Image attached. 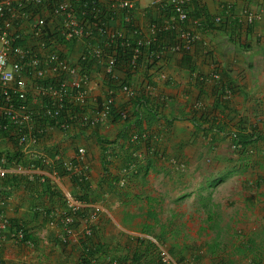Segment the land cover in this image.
I'll return each instance as SVG.
<instances>
[{
  "label": "crops",
  "instance_id": "crops-1",
  "mask_svg": "<svg viewBox=\"0 0 264 264\" xmlns=\"http://www.w3.org/2000/svg\"><path fill=\"white\" fill-rule=\"evenodd\" d=\"M219 1L207 0L206 2L214 16H218L217 13L221 10V8H218ZM151 2L152 0H145L143 4L142 1L137 9L134 10L136 24L143 29L146 28L149 21V17L146 15L154 12V8L150 5ZM245 3H249L250 7L256 9L259 14L252 32H248V28L243 27L242 32H235L239 35V37H235L231 32L232 25L229 24L228 33L227 31L222 34L220 32L224 48H222L223 46L221 47L222 44H219L217 39V34L219 33L204 32L201 33V36L205 47L200 49L195 46L191 52L193 64L196 66L198 73L211 75L214 67L212 62L206 59L205 54L213 52L222 69L229 73L233 80L234 93L232 94L231 106L235 109V112L227 114V117L224 116L225 121H228L230 117L241 118L253 113L259 120L264 119V10L261 9L264 0H244L242 4ZM121 23L122 18L119 17V19L114 21L113 26L119 28ZM182 59L183 54L169 53L168 61L155 77L152 88L143 73L135 74L129 84L134 88L136 94L147 89L154 98L169 100L170 106L168 105L166 112L170 116L176 106V116L179 118H184L188 112L193 111V104L194 106L203 107V104L196 103L197 98L201 97V101L206 106H209L216 99L211 90L204 89L203 92L197 87L196 80L193 78L194 75H190L188 70L181 68ZM97 67L102 69L100 64H96L92 71L93 81L90 96L92 99L100 98L104 100L111 93H109L105 85L106 78L103 69L100 74L97 72ZM242 72L243 74L245 73V78L240 77ZM119 77L120 79L123 78V74L120 71ZM169 77L171 80L168 82L166 79ZM113 97L119 108L126 111L132 109V105L129 104L130 99L126 98L121 89L115 91ZM244 103L248 108L243 105ZM252 103L255 106L249 108ZM168 125L167 120L157 123L154 126V130H152L153 136L157 142L167 138L169 141V153L174 155L173 152L176 149L177 151L180 150V153L176 156L180 157V159L188 160L185 150L189 143L186 144V139L190 138L192 134V139H197L196 128L191 122L180 119H177L170 129H168ZM94 130L88 129L84 132L83 130L72 128L68 132H61L59 129L52 128L46 133L47 136L43 139L41 150L51 159L60 153L69 160H75L78 149L80 147L86 148L87 160L91 168V182L96 194H98V198L94 197L95 199L91 203L84 202L85 210L83 212L86 215L80 217L78 221L86 226V220H89V216L94 211L97 212L98 222L94 224L95 230L98 231L96 242L108 243L113 248L119 242V240H114L113 238L115 233L118 236L124 235L126 242L129 243L130 240L132 242L135 238V236L128 234L134 233L130 231V226L132 227L130 220L128 219L129 222L125 220L120 225L114 216H119L123 211H128L132 198L136 200L140 198V195L132 194L133 192H150V175L153 171L159 174L161 171H169L171 167L175 166H173L172 160L171 162L168 160L170 162L168 163L167 159L150 155L145 145H140V150L144 153L142 163L144 164L145 162L146 166H148L149 162L152 161L150 163L152 164V167H150L152 169H149L148 173H146V169L142 170L138 177L132 179L128 186V191L126 193L120 192L122 190L119 187H114L112 177L124 168L129 155L127 149L130 144L122 136L125 134L123 125L121 123L119 125L109 124L101 129L100 135H95ZM130 132L128 133L131 136L135 133L134 130ZM107 142H117L110 146L112 148L110 149L112 150V157L109 158L104 149L106 145H109ZM260 144L263 148L264 141L260 142ZM2 148L11 151L15 149L10 143H4ZM260 152L263 158L264 152H262L261 148ZM166 154H168L167 151ZM147 159L149 160L148 163ZM261 181L263 180L261 179ZM51 189L60 195L49 193L48 191ZM72 191L73 185L70 180L54 177L51 169L45 171L33 170L27 174H7L4 177H0V198L5 201L2 209L5 216L10 222L18 220V222L20 221V223L27 226L36 238L37 244H25L21 241H15L10 237L9 232L0 233L2 235V237L0 235V264H76L78 262L82 251L81 240L73 236L68 243L69 245L63 246L60 244V238L63 234V225L60 218L67 210L65 194ZM129 213L124 214V218L127 217V214L132 215V212ZM135 214L133 219H135ZM108 223H112V226L109 227ZM109 228L111 229L109 230ZM143 228L139 231V234L146 236V234L142 233L144 231ZM106 231H109L108 234ZM111 232L114 234L110 237L112 234L109 233ZM108 236L113 239L111 240Z\"/></svg>",
  "mask_w": 264,
  "mask_h": 264
},
{
  "label": "trees",
  "instance_id": "trees-1",
  "mask_svg": "<svg viewBox=\"0 0 264 264\" xmlns=\"http://www.w3.org/2000/svg\"><path fill=\"white\" fill-rule=\"evenodd\" d=\"M81 3L77 4L74 8L70 9L75 15L79 18V20H87L89 21V28L85 30V38L82 44H77L76 42L73 43L72 47L77 53L80 51H84L85 46H97V47H105V43H108V31H121L123 33V37L120 39H116L114 43H109V49L115 51L118 59V69L123 74V78L120 79H111L110 77L105 76V85L107 86L109 93H111L106 99L102 100L100 98L96 99L95 103H92L91 106L97 105L100 109L104 107V103L108 102L109 104V121L111 124L119 125L120 123L123 125L124 133L122 136L125 140L129 142L128 147V156L127 161L124 164V167L129 165L130 162H135L136 169L135 171L129 176V183L130 180L132 181L133 178H136L140 175L142 170L146 169V173H148L149 169L152 168V161L149 162L148 166H146L142 162H139L138 158L133 157V150L141 149V146L136 144L130 143V131L134 130L135 133L138 135L142 134L143 132H149V139L146 143V150L150 153V155H158V151L152 152L153 148H157L156 146V139L153 136L154 126L163 121L167 120L168 129L173 127L174 122L177 119L189 121L192 123L194 128H196L195 134L197 135L196 138H201L204 136L205 138L212 137L214 141H217L221 135H228L231 137V145L234 147V152L237 153L239 158L241 159V164L239 165V170L241 169L243 173H250V174H257L260 169H262V165L264 164V159L261 157L260 153L258 154V145L260 142L264 141V120H263V129L256 126L249 124L244 119H240L241 121L236 126V131L232 130L228 125V121L223 118L224 116L227 117V114H232L235 112V109L231 106L232 104V94L234 93V86L233 80L230 77L229 73L224 71L220 65V62L216 59L213 52H207L206 59L210 60L213 64V71L211 75H207L205 73H198L196 70V66L193 64V58L191 53L184 52L183 59L181 62V68L186 69L190 72V75L197 74L195 77L197 87L201 91L204 92V89L211 90L213 95L215 96V101L209 104V106L204 105L201 101V97L197 98L198 104H203V107L194 106L193 104V111L188 112L184 116V118H179L176 116V106L173 108V112L169 116L166 112L168 110L169 100H161L158 98H154L151 92L147 89L144 91H140L139 94L134 95L131 99L129 104L132 105V109L130 111H126L122 108H119L116 105V101L114 96V92L121 89V84H130L135 74L139 75L143 73L146 79L149 82V86L152 88L154 86V79L161 71L160 69L163 68L164 64L168 61L165 56L164 60H159L157 54H159V47L166 46L174 42L177 37L176 30L170 31H163L157 35V40L154 41L150 46L141 47L139 53H135V49L138 47L139 41L142 40L143 36L140 34L139 27L136 24V18H134V11L131 13L123 12L122 10H117L112 8L113 2H118V0H80ZM97 1L99 4V13L96 15L97 18L94 19V2ZM120 1V0H119ZM207 0H194L189 6V19L180 24L182 27L187 28L190 25L196 28L197 32L200 33L204 32H214V33H228L229 28L228 25L231 26V32L233 36L239 37L238 34L235 32H242L243 25L239 21L240 13L244 8L250 6L249 3L242 4L244 0H220L218 3V8H221L217 13L218 16L227 17L230 15L225 23L217 24L215 23L214 19L216 16L212 14V11L206 4ZM84 3H88L87 7L84 8ZM154 8V12L151 14H147L149 21L147 22L148 25L144 29H148L150 23L156 22L158 24L164 23V20L170 18L171 14L173 13V9L169 6L163 7L162 5H153L151 6ZM150 7V9H151ZM263 7V4H262ZM83 9L87 12V15L84 14ZM53 12V9L51 10ZM125 16L130 15V22H126ZM151 16V17H150ZM122 18L121 27L113 26L115 20ZM198 24H197V23ZM257 20L253 24L248 27V32H252L253 28L255 27ZM227 25V26H226ZM142 29V28H141ZM52 33H55V30ZM60 37V36H59ZM61 38H59V41ZM62 42V41H60ZM196 46L200 49L205 47L204 40H198L196 42ZM82 48V50H81ZM137 57L134 61V57ZM96 61H86L83 62V66L85 70L92 75V71L94 67H96ZM97 72H101V68L97 67ZM197 72V73H196ZM164 73V72H163ZM215 74L219 75V77H213ZM165 75V73H164ZM168 82L171 78L166 79ZM120 83V84H119ZM228 92V93H227ZM195 103V104H196ZM170 106V105H169ZM78 113H82L83 110L79 108L76 109ZM124 114L126 116L124 117ZM72 116H75L73 113ZM39 117V116H38ZM40 123L48 126H55L56 121L53 119H42L39 117ZM72 127H75L76 122L75 120H68L67 121ZM75 125V126H74ZM103 127L95 128V135H100V131ZM230 129L232 131H230ZM84 132L88 130V128H81ZM14 132L16 133L15 128L11 129L8 133ZM66 132H68L66 130ZM130 132V133H128ZM226 132V133H225ZM126 135V136H124ZM0 136H3L5 141L3 143H10L14 146V151L9 149L0 147V159L2 157H6L8 161V167H13L15 162L23 163L28 168L29 161L25 160L23 157V149L20 147L18 140L10 137L9 134L6 132H0ZM47 136L46 133L41 135L42 139ZM109 145H106L105 153L107 157H112V149L110 146L114 145L117 142H107ZM131 150V152H130ZM157 150V149H156ZM60 154V153H58ZM256 154H258L256 156ZM61 155V154H60ZM162 159H167L166 152L163 153L161 156ZM256 157V159H254ZM107 158V159H108ZM249 162V160H252ZM248 161V163L246 162ZM77 160H73L76 162ZM245 161V163H243ZM38 165H41L42 161L35 160ZM171 162V160H170ZM108 163V162H107ZM176 165H182L180 162L177 161ZM44 171L48 168L44 166H37ZM55 168L59 171L61 178H67L70 180L71 184L73 185L72 195L78 201H82L85 203H91L97 197L96 191L92 186L91 181H79L78 178L73 175L72 172H66L64 168L56 163ZM122 168L118 174H115L112 177V181L114 183V187H119L122 191L126 193L128 187L121 188L119 186L120 182V172L123 170ZM259 175V174H258ZM263 180L262 176H258V180H260L259 184ZM220 181V179L218 180ZM129 186V185H128ZM51 194L60 195L56 192L49 190ZM122 194V193H121ZM95 197V198H94ZM1 200V198H0ZM148 201V217L152 223H146L143 225L144 231L143 234L146 236H139L135 237L134 240L136 242L134 246V251H131L130 255H121L112 251V247L108 245V243L104 242H96L98 239V231L95 230V226H92V234L86 236L81 241V255L78 259L76 264H166L163 261V255L161 251V247L163 248L164 245L170 240L168 235L171 233L173 238H177L179 232H181V228L178 231H175L174 228L170 227H163L161 233L158 235H154L153 231L155 230L156 225L159 223L158 218V211L156 210V205L159 202L158 200L152 198L151 196L147 197ZM253 204V199H247V206L251 207ZM3 207L0 206V212L2 211ZM210 212V210H209ZM73 218H80L86 214L84 212H78L74 214H63V217H71ZM210 222L214 221V214L209 213L208 217ZM10 225V232L9 235L13 233L23 232L24 237L21 242L25 244H36V238L33 236L32 231L28 229L23 223L18 222V220L9 221ZM75 224V223H74ZM97 236V237H96ZM149 237H153L155 241L150 239ZM218 238L215 239L212 243L207 245V251L202 250V247L197 245H188V244H181L177 240H175L174 244L171 245V248L168 250L169 255L175 260L176 264H201L203 255L208 259L212 260L214 264H238V261L234 260L233 256H240L244 258V261H247L248 264H264V245L258 246L256 242V237L252 236L248 239L247 243H243L240 246H235L233 250H229L222 240L221 234H218ZM61 239V238H60ZM180 240V239H179ZM264 243V241H263ZM60 244L63 246L69 245L68 243H63L60 240ZM224 244V245H223ZM189 250L192 252V259L188 258V254L185 252ZM114 255V256H113ZM219 258H222V262H217Z\"/></svg>",
  "mask_w": 264,
  "mask_h": 264
},
{
  "label": "built area",
  "instance_id": "built-area-1",
  "mask_svg": "<svg viewBox=\"0 0 264 264\" xmlns=\"http://www.w3.org/2000/svg\"><path fill=\"white\" fill-rule=\"evenodd\" d=\"M142 1L118 0L113 2L112 8L131 13ZM193 1L152 0L151 6H169L173 9V13L161 25L154 21L150 23L148 29H139L143 38L139 41L135 53H139L141 47L150 46L156 41L160 32L170 30H176L177 37L171 44L159 47L157 54L159 60H164L169 53H191L196 42L202 39L201 33L192 25L184 28L180 24L189 19L188 6ZM79 3L80 0H0V132H6L10 137L18 140L23 149V158L27 159V162L30 160L29 166H31L28 168L17 161L13 167H8L7 158L2 157L0 177L7 174H27L33 170L44 171L37 167L44 166L52 170L54 177L60 179L61 175L55 168V164L58 163L66 172H72L79 181H91V168L87 160L86 148L78 149L76 162L60 154H56L51 159L41 150L43 142L41 135L52 128L66 132L72 128L95 129L110 124L108 102H105L100 110L97 105L91 106L96 101L90 96L93 78L91 73L85 70L83 62L95 60L102 66L104 75L113 80L120 78L117 55L115 51L111 53L108 49L109 43H114L116 39L123 37V33L119 30H109L107 39L109 41L104 44L105 47L85 46L83 52L77 53L71 47L74 42L83 43L85 30L89 28V21L79 20L75 13L70 11ZM93 4L95 19L100 6L97 1ZM87 5L88 3H84L85 9L88 8ZM261 9L264 10V4ZM83 12L87 15L84 9ZM124 17L126 22H130V15ZM229 17L231 16H216L214 21L217 24L225 23ZM239 17L243 27L248 28L257 20L259 14L256 9L248 6L241 11ZM51 30H55V33ZM137 57H134V61ZM213 77L218 78L219 75L215 74ZM121 91L128 99L136 95V91L129 84H121ZM78 108L83 110L82 113L76 111ZM73 113L75 116H72ZM38 116L42 119H53L56 125L51 127L48 126L49 124H41ZM68 120H75L76 126L72 127ZM13 128L16 133H8ZM5 139L0 136V147ZM148 139V132L140 135L134 133L130 143L146 147ZM155 151L157 150L153 148L152 152ZM132 153L134 158L143 162L142 150H133ZM35 160L42 161L41 165ZM173 163L176 165L177 162L173 161ZM136 168L135 162L132 161L120 172L121 188L128 185V178ZM65 203L67 210L64 214H76L85 210V203L75 199L72 192L65 194ZM4 205L5 201L0 200V206ZM91 216V219L86 220L84 237L92 234V225L88 222L94 218L98 220L97 212L94 211ZM60 219L63 225L61 240L66 244L74 235V223L78 218L62 216ZM9 224L2 210L0 233L10 232ZM10 237L15 241H21L24 233L21 231L13 233ZM161 251L166 264H176L167 250L161 247Z\"/></svg>",
  "mask_w": 264,
  "mask_h": 264
},
{
  "label": "rangeland",
  "instance_id": "rangeland-1",
  "mask_svg": "<svg viewBox=\"0 0 264 264\" xmlns=\"http://www.w3.org/2000/svg\"><path fill=\"white\" fill-rule=\"evenodd\" d=\"M144 2L145 0H143V4ZM217 35L219 44H222V35ZM223 44L221 45L222 48H224ZM240 74V77L245 78V73ZM243 105L247 106L245 103ZM251 106H255V104L252 103L249 108ZM257 109L259 110V108ZM240 119L246 120L252 126L256 124V126L263 128L264 119L259 120L253 113L241 118L230 117L228 125L232 130L236 131L235 128L241 121ZM231 129L230 131H232ZM192 138L193 134L186 139V144L189 143L185 150L188 160L176 156L180 150L177 151L176 149L173 152L174 155L169 153L167 138L160 142L156 141V149L159 153L156 157L162 159L161 156L167 151L168 160H172L175 167H171V170L166 172L161 171L159 174L153 171L150 175V192H133L132 194L140 195V198L137 200L132 198L128 211H123L119 216H114L116 221L122 225L123 221L129 219L132 224L130 231L134 233L128 234L135 237L141 236L139 231L143 225L153 222L147 216L148 209L146 210L149 205L147 197L151 196L159 201L155 206L158 211L159 223L153 231L154 235H159L162 228L167 226L170 228L172 226L175 231L180 230V228L182 230L177 234L179 235L177 238H173L171 233L168 235L170 240L163 247L167 251L175 240L181 244L200 246L202 250L207 251V245L217 239L218 234H221L224 244L230 251L235 246L247 243L252 236L256 237L258 246L264 245V164L257 174L243 173L241 169H238L242 161L234 152L235 149L231 145L230 136L221 135L217 141H214L212 137L205 138L204 136L194 138V140ZM256 148H259L258 154L260 148L264 152V146L262 148L261 144ZM169 161L168 163H170ZM173 161L182 162L180 163L182 165H174ZM252 161L253 158L249 160V162ZM246 162L248 163L247 160ZM258 176L263 178L260 184ZM219 179L220 181H218ZM247 199H253L254 205L248 207ZM127 212H132V215L127 214V217L124 218V214ZM134 213H136L135 219H133ZM209 213L214 214L213 222L208 219ZM78 220L80 219L76 220L73 236L82 241L86 233V226L83 223L80 224ZM97 222L98 220L96 221L95 218L89 221L92 226H95L94 224ZM108 226H112V223H108ZM108 232L106 231L107 234ZM113 238L119 240V242L115 241L117 244L113 246V252L129 256L131 251H134L135 240L132 242L130 240V243L126 242L125 236H118L117 233L114 234ZM152 240L155 241V239ZM185 253L189 255L188 258L192 259V252L187 250ZM203 256L201 264H214L212 260L205 255ZM233 257L235 261L239 262L238 264H248L240 256ZM222 261V258L217 260V262Z\"/></svg>",
  "mask_w": 264,
  "mask_h": 264
},
{
  "label": "clouds",
  "instance_id": "clouds-1",
  "mask_svg": "<svg viewBox=\"0 0 264 264\" xmlns=\"http://www.w3.org/2000/svg\"><path fill=\"white\" fill-rule=\"evenodd\" d=\"M195 77V76H194ZM111 124V123H110ZM130 182H131V180H130ZM130 183L128 182V185H129ZM128 185L126 186V187H128ZM125 187V188H126ZM145 237H148V236H145ZM150 239H153V237L151 238V237H149Z\"/></svg>",
  "mask_w": 264,
  "mask_h": 264
}]
</instances>
